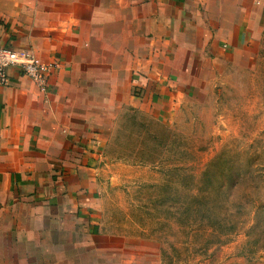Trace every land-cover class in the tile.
<instances>
[{
  "label": "crops",
  "instance_id": "obj_1",
  "mask_svg": "<svg viewBox=\"0 0 264 264\" xmlns=\"http://www.w3.org/2000/svg\"><path fill=\"white\" fill-rule=\"evenodd\" d=\"M264 0H0V46L54 64L47 87L0 88V264H74L102 218L113 109L150 92L190 33L247 30ZM198 37V38H199ZM92 226V227H91Z\"/></svg>",
  "mask_w": 264,
  "mask_h": 264
},
{
  "label": "rangeland",
  "instance_id": "obj_2",
  "mask_svg": "<svg viewBox=\"0 0 264 264\" xmlns=\"http://www.w3.org/2000/svg\"><path fill=\"white\" fill-rule=\"evenodd\" d=\"M250 26L190 33L113 109L102 218L74 264H264V9Z\"/></svg>",
  "mask_w": 264,
  "mask_h": 264
},
{
  "label": "built area",
  "instance_id": "obj_3",
  "mask_svg": "<svg viewBox=\"0 0 264 264\" xmlns=\"http://www.w3.org/2000/svg\"><path fill=\"white\" fill-rule=\"evenodd\" d=\"M54 68V64H43L31 48L0 46V88L8 85V73L15 70L20 76L44 90Z\"/></svg>",
  "mask_w": 264,
  "mask_h": 264
}]
</instances>
